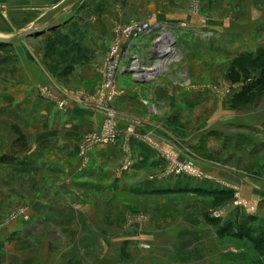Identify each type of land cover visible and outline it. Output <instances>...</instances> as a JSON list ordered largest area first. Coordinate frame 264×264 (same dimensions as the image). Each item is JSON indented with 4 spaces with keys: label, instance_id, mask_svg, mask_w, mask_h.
<instances>
[{
    "label": "crops",
    "instance_id": "0c3cea01",
    "mask_svg": "<svg viewBox=\"0 0 264 264\" xmlns=\"http://www.w3.org/2000/svg\"><path fill=\"white\" fill-rule=\"evenodd\" d=\"M252 2L254 0H246V4H251L245 6L251 15L248 13L250 16L247 15L243 23L237 21L234 25L228 24L231 27L228 34L239 38L237 53H253L264 44V7ZM209 66L203 65V68L210 69ZM209 75L210 72L207 76L211 81L212 77ZM191 76L195 85L189 89L175 88L168 80L156 83L133 80L131 85H127L116 99L121 109L118 142L96 146L88 155L87 166L80 170L76 166L77 143L87 130L100 128L102 117L99 113L71 108L67 116H63L65 112L54 110V114H48L47 117L38 113L40 119H36L38 122L33 126L28 127L26 122L22 123L24 125L18 123L25 134L24 141L34 143L31 150L20 155L23 166L37 164V173L40 176L42 173H51L48 175L56 178L54 181L61 178L53 187V199L41 204L44 213H34L33 217H40L44 221L46 219L48 226L55 228L57 234L63 236L65 243L54 245V238L48 234L42 239L41 249L35 250L31 247L36 245L34 238L24 235L21 223L14 221L8 227L0 228V264H259L261 258L264 260L256 255L249 241L245 239L220 235L212 229L209 222H187V216L196 214L189 207L177 210L182 217L169 214L177 213L174 208H169L171 211L168 210V214L172 215L171 218L168 215L162 218V211L159 214L158 209L153 207L151 212L146 213L147 219L136 218L132 224L123 226L122 220L129 213H123L127 210L124 204L132 197L137 201L143 197L151 201L157 199V205H161L170 195L193 200V196L199 194L203 197H222L225 193L236 190L242 197L254 201L255 213H247L242 207L228 202L227 208L222 210L224 218L221 219L220 228L224 226L223 222L229 220L235 225L234 221H238L239 214H245L252 218L247 226L256 231L264 229V104L240 109L229 108L227 124L225 116L220 117L213 110L210 111L209 120H205L209 115L202 114L203 107L209 102H214V106H217L218 95L210 88V82L202 87L199 83L200 76L196 73ZM227 81L229 80L226 79ZM52 92L55 94L57 91L53 89ZM21 97L25 105L24 92ZM147 97L164 103L166 111L170 107H177L179 127L177 123L174 127L171 122L166 123L171 118L163 116L166 113H159L153 108L155 111L150 114L152 108L146 105L144 110L141 103ZM39 99L41 103H46ZM10 100L3 98L0 103L4 114L0 121V161L7 164L13 163L12 151L7 148L16 139L13 137L15 131L11 127V120L16 119V114L11 113L7 107L14 102ZM229 102L227 99L225 104ZM5 107L7 109L3 112ZM22 111L27 113L25 106ZM161 116L163 117L160 119ZM192 118L197 122V131L210 135L204 145L194 146L198 153H204L203 158L198 156L194 160L188 154L185 157L193 160L194 168H200L203 176H199L200 181H196L190 188L179 190L174 184L175 179L180 176H197L159 175L158 172L165 166L160 154L163 149L158 150L154 142L148 143L143 137L149 135L159 140L158 142L163 141L174 147L172 140L163 136L189 133ZM129 122L133 124L132 131L127 130ZM229 124L239 127L240 130H230ZM33 129L35 134L31 133ZM123 138L130 140L133 151L134 161L128 170L111 166L117 165L123 156L120 148ZM46 156H52L56 160H69L70 166H47ZM243 162L252 163L250 170L241 168ZM221 163H235L239 168H224ZM150 170H155L157 174L140 179ZM64 176L68 177L66 182H63ZM113 199L120 214L117 220L104 214ZM163 221L165 224H161ZM184 232L187 234L182 235ZM196 238H202V241L197 243L194 241ZM177 243L186 245L187 255H180L174 250L172 245ZM189 244L193 247H189Z\"/></svg>",
    "mask_w": 264,
    "mask_h": 264
},
{
    "label": "rangeland",
    "instance_id": "374dc122",
    "mask_svg": "<svg viewBox=\"0 0 264 264\" xmlns=\"http://www.w3.org/2000/svg\"><path fill=\"white\" fill-rule=\"evenodd\" d=\"M59 1H0V36L7 38L32 29L37 17L42 12L52 8ZM252 3L264 7V0H254ZM246 5L251 6L250 3L246 4V0H73L65 8L54 14L49 22L38 24L36 27L38 32L36 34L32 33L30 36L23 37L14 43H0V103L3 101V98H10V102L14 101L13 104L10 103L8 106H5L8 107L11 113L16 114V119L11 120V127L15 131L13 137L16 139H13L12 145L9 149L7 148V150L12 151L13 163L7 164L0 161V228H6L14 221L20 222L21 226H23L24 235L34 238L36 245L31 247L38 251L41 249L42 239L48 234L54 238L52 239L54 245L65 243L63 236L57 234L55 228L48 226L46 219L44 221L40 217H33L34 213H44L41 210V206L46 200L53 199L52 194L55 190L53 187L57 185L58 180L60 181L61 178L54 181L56 178L48 175L51 173H42L40 176L37 173L39 167H37V164L33 165L32 162H30L32 163L31 165L23 166L22 161H20V155L27 150H31L34 143L24 141L25 134H23V130L18 123L25 124L26 122L29 124L27 125L28 127L33 126L34 123L38 122L36 120L39 118L37 116L38 113H42L43 117H47L48 114L51 116L54 114V110H57L65 112L66 114H63V116H67V112L71 108H82L88 110L90 113L96 111L100 114V110H98L95 102L97 101V94H99L98 91L103 81L101 79L103 62L111 49V45L118 38L120 39L119 48L125 49L124 44L133 33L130 36H126L122 30L129 27V25L148 22L151 26H155L161 23L163 26L154 30L155 34L148 37L149 41L152 42L160 32L165 35L168 34L171 37L170 41H168L169 38L168 40L164 39L163 47H161L166 48L165 53L161 55L162 59L159 58L166 64L161 66L163 69L154 63L156 57L151 55L148 59L146 56V61H149L152 65L155 64V70L161 69V73L157 76L158 78L154 80L155 83L168 80L172 82V86L175 88L189 89L195 85L193 76H191L195 73L200 76V86H207L208 82H210V88L215 90L218 95V103L217 106H214V102L205 104L202 111L203 115H209L212 110L217 111L218 116H225L224 120L226 123L229 108L240 109L251 105L264 104V88L260 86H255L254 88L256 97L252 103L239 106L231 103L235 92L239 91L245 83L254 80V77H259L261 75L259 71L254 72V74L251 73L248 79L241 78L237 83H233L230 80V82H226L225 72L229 63L232 61V58L240 53L236 52L239 38L228 34L231 30L228 24L234 25L237 21L243 23L246 16L250 14V11H247L245 8ZM135 40H132V42L135 41L136 43H132L133 52L141 60L145 57V51L148 49L145 47V51L142 52L143 47H138L137 45V43H140V40ZM149 47L151 53L153 51L152 46ZM168 48L174 52L168 53ZM260 48H264V44L260 45L253 52H257ZM128 59L130 60V58ZM203 65H210V69L203 68ZM208 72H210L209 76L213 78H211V81L208 79ZM118 79L116 96L111 101L112 109L116 112L114 121L115 128L118 130L117 136L120 133L118 122L121 117V109H119L116 99L124 92L127 85L133 83V79L128 75L124 78L119 77ZM142 88L145 87L143 86ZM53 89L57 91L55 94L52 92ZM22 92H24L25 96V105L24 100H21ZM39 98L45 100L46 103H41ZM227 99L230 102L226 105ZM17 101L22 102L17 104ZM40 103L41 105H39ZM44 104L51 106H44ZM141 105L144 110L146 106L151 107L150 114L154 113L155 110L153 108L159 113H166L163 116L171 117L170 121H166V123L171 122L173 127L177 123V127H179L180 119L177 107H170V110L166 111L164 110L165 104L155 101L152 97L145 98ZM24 106L27 113L22 111ZM1 107L0 121L4 118ZM7 107H5L3 112L6 111ZM209 118L210 115L205 120H209ZM190 122L192 124L188 128L189 133L173 134L170 136L162 135L172 140L174 147H170L169 144H165L163 141L162 143L158 142L159 140L149 135L143 137L148 143H155L158 150L163 149L160 150V154L165 162V166L163 170L161 169L158 172L162 177L169 166V159L172 157H176L179 161L186 160L187 154L189 158H193L194 160L198 156L204 157V153H198L194 146L196 144L204 145L207 141V136L210 135L197 131V122L193 118ZM163 123L166 124L165 121ZM128 124L127 130L132 131L133 124L131 122ZM228 126L230 130H240L235 125L229 124ZM33 131L34 129L31 133L35 134ZM96 131L97 129L91 128L78 140L76 152L78 162L76 166L79 170L85 168L88 164L87 162L82 167L81 146L85 143L86 137ZM117 142L118 137L111 144ZM120 148L123 151V156L117 165L111 166L120 170H128L134 161L130 140L123 138L122 142H120ZM45 162L50 167H54L55 165L62 166L63 168L70 166L69 160H56L52 156H46ZM125 165L128 166L127 169L123 168ZM221 165L224 168H233V166H238L239 168V165L235 163H221ZM251 167V162H243L241 165V168H248V170ZM195 168L198 172L203 173L200 168ZM155 174H157L155 170H150L149 172H145L140 179H147ZM62 178H64L63 182H66L68 177L64 176ZM196 181L198 182L200 179L198 177L180 176L175 179L174 184L180 190H184L190 188L191 185H195ZM3 193L5 194L3 195ZM223 196H213L211 198L209 195L203 197L199 194L196 197L193 196V200H190L170 195L164 203L160 201L161 205H157V199H155L156 201H151L143 197V199L137 201L132 197V199L127 200L128 202L124 204L127 210L123 213L126 211H129V213L125 214L126 216H124L125 219L122 220V223L124 226L132 224L136 218L140 220L147 219L146 213L151 212L153 207L156 210L158 209L159 214L162 211V218H166L167 215L171 218L172 215H169L171 213L175 217H182L178 214L177 210L189 207L193 211H196V214L185 216L187 222H197V220L209 222L212 229H215L220 235L234 236L231 229L235 232L238 228L237 224L235 226L232 220L223 222L224 225L231 222L232 225L228 232H219L223 227L220 228L221 219L224 218L222 210L226 209L227 203L230 202L237 207H242L241 204H243L245 205L243 211L254 214L255 203L244 196L242 197L236 190L227 192ZM238 200L241 203L237 204ZM111 203L104 214L111 217L112 220H117L120 215L117 203L114 199ZM169 208H174L177 213L170 212L168 214V210L171 211ZM246 208L250 210L247 211ZM214 212H219L220 216L215 217ZM239 215L240 219L242 215ZM239 219L238 221H240ZM234 222H237V220ZM161 224H165V221ZM186 234L184 232L182 235ZM235 237L242 240L245 239L247 242L249 241L248 243L251 244L256 255L264 258V240L259 242L260 249L257 250L250 239ZM194 241L201 242L202 238H196ZM189 245V247H193L192 244ZM172 246H174V250L179 252L180 255L183 253L187 255L185 244L177 243ZM193 253H196V251ZM259 264H264L262 258Z\"/></svg>",
    "mask_w": 264,
    "mask_h": 264
},
{
    "label": "built area",
    "instance_id": "2783aa9c",
    "mask_svg": "<svg viewBox=\"0 0 264 264\" xmlns=\"http://www.w3.org/2000/svg\"><path fill=\"white\" fill-rule=\"evenodd\" d=\"M163 26L161 23L156 24L155 26H151L148 22L138 23L129 25V27L124 28L122 32L126 34V36H130L129 40L124 44L125 49L119 48L120 39L115 40L113 45H111V49L108 55L103 62V67L101 70V79H103L101 88L98 91V98H96L95 105L98 110H100V115L102 117L101 126L95 133L89 134L86 137L85 143L81 146V157H82V167L88 162L89 154L88 152L97 145L102 144H111L115 141L116 137H118V130L115 128V115L116 112L112 109L111 101L116 96V89L119 83V77H125L128 75L134 81L138 82H146V81H154L157 76L161 73V71H156L154 69L155 64L161 63V55L165 53L166 48L163 47V40L165 34L160 32L152 42L149 41L148 37L152 34H155L154 30ZM132 37V38H131ZM135 39L140 40V43H137L138 47H143L142 52L145 51V57L139 60L138 55L133 52V44L135 43ZM132 40H135L132 42ZM145 40V41H144ZM136 44V43H135ZM152 46V52L150 53V47ZM136 50V46H135ZM160 50V51H159ZM158 51V52H156ZM131 55V56H130ZM156 57L154 61V65H152L149 61H146L150 56ZM130 56V57H128ZM147 56V57H146ZM130 58V60L128 59ZM129 60V61H128ZM125 64V65H123ZM137 65V67H134ZM62 102L60 103L61 106ZM81 164V163H80ZM127 169L128 166L125 165L123 167ZM180 174H193L194 176H202L203 173L198 172L196 168H194V163L192 159H186L184 161H179L176 157L169 159V166L163 177L165 176H180ZM237 198H239L237 196ZM237 204L241 203L239 200L236 202ZM251 204V203H250ZM242 208L245 205L241 204ZM249 211L250 209H247ZM215 217H219V212L213 213Z\"/></svg>",
    "mask_w": 264,
    "mask_h": 264
},
{
    "label": "trees",
    "instance_id": "16d2710c",
    "mask_svg": "<svg viewBox=\"0 0 264 264\" xmlns=\"http://www.w3.org/2000/svg\"><path fill=\"white\" fill-rule=\"evenodd\" d=\"M257 71L261 74L259 77H254V80L245 83L241 86L239 91L235 92L231 101L233 105L239 106L252 103L256 97L255 86L264 88V48H260L257 52L253 53H239L232 58V61L229 63L227 71L225 72L226 78L231 82L237 83L241 78L248 79L251 73L254 74V72ZM251 219L252 218L249 215L243 214L239 219L240 221L236 222L238 229L235 230V232L231 229V232L234 236L250 239L252 243H254L255 248L259 250V242L264 240V229L256 231L247 226L246 224L250 222ZM231 225V222L225 224L221 228V232H228Z\"/></svg>",
    "mask_w": 264,
    "mask_h": 264
},
{
    "label": "water",
    "instance_id": "95a60500",
    "mask_svg": "<svg viewBox=\"0 0 264 264\" xmlns=\"http://www.w3.org/2000/svg\"><path fill=\"white\" fill-rule=\"evenodd\" d=\"M73 0H60L55 5L52 6V8L42 12L34 22V26L32 29L23 31L22 33L13 35L11 37L4 38L0 36V43L1 44H7V43H14L16 41L21 40L23 37L30 36L32 33H37L38 30L36 29L37 25L40 23L49 22L54 14L65 8L70 2Z\"/></svg>",
    "mask_w": 264,
    "mask_h": 264
},
{
    "label": "bare ground",
    "instance_id": "6f19581e",
    "mask_svg": "<svg viewBox=\"0 0 264 264\" xmlns=\"http://www.w3.org/2000/svg\"><path fill=\"white\" fill-rule=\"evenodd\" d=\"M166 35H168V34H166ZM164 36V38H162V39H165V40H168V38H169V40L168 41H170L171 40V37L168 35V36ZM145 41V40H144ZM164 41V40H163ZM172 52H174L172 49H169L168 48V53H172ZM162 59V58H161ZM163 65H166L165 64V62H163L162 60H161V63H159L158 64V67L160 66V68H161V66H163ZM134 67H137V65L136 66H134ZM154 69H156V67L154 68ZM161 69H163V68H161ZM161 69L160 70H156V71H161Z\"/></svg>",
    "mask_w": 264,
    "mask_h": 264
}]
</instances>
